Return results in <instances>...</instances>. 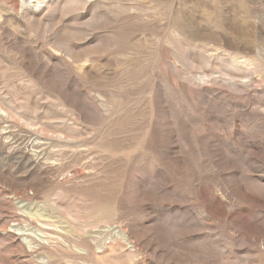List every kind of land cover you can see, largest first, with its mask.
<instances>
[{
	"label": "rangeland",
	"instance_id": "374dc122",
	"mask_svg": "<svg viewBox=\"0 0 264 264\" xmlns=\"http://www.w3.org/2000/svg\"><path fill=\"white\" fill-rule=\"evenodd\" d=\"M262 238L264 0H0V264H261Z\"/></svg>",
	"mask_w": 264,
	"mask_h": 264
},
{
	"label": "bare ground",
	"instance_id": "6f19581e",
	"mask_svg": "<svg viewBox=\"0 0 264 264\" xmlns=\"http://www.w3.org/2000/svg\"><path fill=\"white\" fill-rule=\"evenodd\" d=\"M40 1V0H39ZM37 3V2H36ZM42 3V2H41ZM40 3V4H41ZM43 4H44V2H43ZM18 115V114H17ZM18 218V217H17ZM261 243L263 244V250L262 251H260V252H262V254H263V252H264V239L262 238V240H261ZM257 254H259V253H257ZM260 255V254H259ZM258 256V255H257ZM259 260V259H258ZM262 260H264V259H262ZM263 263V262H262ZM261 263V264H262ZM264 264V263H263Z\"/></svg>",
	"mask_w": 264,
	"mask_h": 264
}]
</instances>
